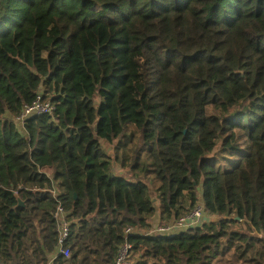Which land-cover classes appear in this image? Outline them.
I'll list each match as a JSON object with an SVG mask.
<instances>
[{
  "label": "trees",
  "instance_id": "obj_1",
  "mask_svg": "<svg viewBox=\"0 0 264 264\" xmlns=\"http://www.w3.org/2000/svg\"><path fill=\"white\" fill-rule=\"evenodd\" d=\"M127 227L136 264H264V0H0V264H117Z\"/></svg>",
  "mask_w": 264,
  "mask_h": 264
},
{
  "label": "built area",
  "instance_id": "obj_2",
  "mask_svg": "<svg viewBox=\"0 0 264 264\" xmlns=\"http://www.w3.org/2000/svg\"><path fill=\"white\" fill-rule=\"evenodd\" d=\"M54 111V105L49 100L43 97L40 93L36 99L25 105L20 113L18 120L24 121L33 114H49ZM57 217L60 221V236L58 240V253L66 257L70 256L69 248L65 247V242L70 234L69 223L64 219L62 208L58 209ZM217 216L209 214L202 205L195 206L190 211L174 218L166 224L156 223L153 225L149 233L155 234H173L175 232L185 230L191 227L198 226L205 221L215 220ZM148 232L138 231L132 227H127L124 231V242L119 248L117 264H136L139 256L134 254V243L132 242L131 235L140 234L147 235Z\"/></svg>",
  "mask_w": 264,
  "mask_h": 264
},
{
  "label": "rangeland",
  "instance_id": "obj_3",
  "mask_svg": "<svg viewBox=\"0 0 264 264\" xmlns=\"http://www.w3.org/2000/svg\"><path fill=\"white\" fill-rule=\"evenodd\" d=\"M18 120V119H17ZM19 121V120H18ZM104 148L108 150L109 152H112V147L108 146L105 142H103ZM151 194L153 197H155L154 192L151 190Z\"/></svg>",
  "mask_w": 264,
  "mask_h": 264
},
{
  "label": "water",
  "instance_id": "obj_4",
  "mask_svg": "<svg viewBox=\"0 0 264 264\" xmlns=\"http://www.w3.org/2000/svg\"><path fill=\"white\" fill-rule=\"evenodd\" d=\"M95 127H96V123H95ZM20 201V200H19ZM21 203V202H20ZM22 204V203H21ZM256 236H260L258 233H255Z\"/></svg>",
  "mask_w": 264,
  "mask_h": 264
}]
</instances>
